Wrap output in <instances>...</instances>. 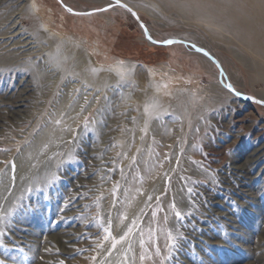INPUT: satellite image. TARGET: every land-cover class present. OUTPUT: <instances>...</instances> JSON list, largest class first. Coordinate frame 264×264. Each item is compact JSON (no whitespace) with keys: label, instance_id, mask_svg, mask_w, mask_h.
Here are the masks:
<instances>
[{"label":"rangeland","instance_id":"rangeland-1","mask_svg":"<svg viewBox=\"0 0 264 264\" xmlns=\"http://www.w3.org/2000/svg\"><path fill=\"white\" fill-rule=\"evenodd\" d=\"M126 1L151 38L206 50L236 91L264 98V58L203 1ZM111 4L0 0V264H122L127 246L109 256L104 227L119 237L137 217L135 264H264V107L192 47L99 11Z\"/></svg>","mask_w":264,"mask_h":264},{"label":"bare ground","instance_id":"bare-ground-1","mask_svg":"<svg viewBox=\"0 0 264 264\" xmlns=\"http://www.w3.org/2000/svg\"><path fill=\"white\" fill-rule=\"evenodd\" d=\"M121 1L124 2L125 4H127L126 0H121ZM201 1H203V3H205L204 6L206 8L204 7V9H206V11H208L207 13L208 14L211 13V15L209 14L210 15L209 17L208 16H206V17L211 19L212 23L217 22V24H219V25H224L227 30L231 31L232 34L234 33L236 35V38H238L240 40V42L247 45L248 47L251 48V50L253 52H255L257 55H260L264 58V18H255V17L252 18L249 16L246 17V15H245L246 12H248V14L255 13L256 16L260 15L261 13L264 14V3H262V0H259L257 2L256 6H253L251 8H247L246 5H245L246 7H242L239 5L240 3L237 4V3L233 2L232 0H201ZM235 1L237 2L238 0H235ZM187 3H189V2H187ZM199 3H201V2H199ZM32 4H33V2H32ZM127 5L130 7V4H127ZM185 5H186V3H185ZM191 6H194V5H191ZM131 8H132V6H131ZM203 13L204 12H202V14ZM205 15L206 14H204L203 16L205 17ZM217 20H220L223 24L218 23ZM236 22L239 23V25L236 24ZM120 66L121 65H116L115 67L120 68ZM152 76H154V75L152 74ZM259 99L264 100V98H262L260 96H259ZM156 170H158V169H156ZM129 201H130V199H129ZM127 207L128 206L126 204V208ZM127 213H128V211H127ZM136 251H137V249H136Z\"/></svg>","mask_w":264,"mask_h":264},{"label":"snow or ice","instance_id":"snow-or-ice-1","mask_svg":"<svg viewBox=\"0 0 264 264\" xmlns=\"http://www.w3.org/2000/svg\"><path fill=\"white\" fill-rule=\"evenodd\" d=\"M262 3H264V0H262ZM116 5H118L119 7H122V8H126L127 11L131 12L133 16H136V13L132 11L131 8H129L126 4H123L121 3V0H116ZM112 5H110L111 7ZM30 8L32 11H37V6L35 3H33L32 5H30ZM106 9H99V11H105ZM68 11H71V9H68ZM137 19H139V17H137ZM141 27H144L143 25H141ZM145 32L147 33V29H145ZM150 40H151V36L148 37ZM177 41H174V40H165L163 41L162 43L164 44H172V43H176ZM153 43H156V41H153ZM198 50H201L202 49H198ZM205 55H207V53H205ZM119 64H123L122 61L119 62ZM217 67L219 68L220 65L219 63H217ZM91 71L93 73H95L97 71V69L95 68H92ZM221 75H224V72H223V69H221V72H220ZM117 75L120 77L121 80L124 79V76H125V73L124 71L121 69V68H118L117 69ZM163 88H167L168 85L165 83L162 85ZM225 87L229 90V91H233L235 92V89L233 88L232 84L231 83H228V84H225ZM159 90V88H158ZM170 95V93H167ZM237 95H239V93H236ZM258 103H264V101H257ZM159 112V105L155 102H152V103H149V104H146L145 107H144V112L146 115H149L150 117L152 116L153 112ZM158 118V117H157ZM57 124L61 123L60 120H57L56 121ZM85 127H87V122L85 123ZM145 132H147V122L145 123V128L143 129ZM47 147V145H45V148ZM132 163L134 164L135 163V157L132 158ZM123 169H121V175L123 176ZM119 187V184L117 183L116 185L113 186V194H115V191L118 189ZM139 191V190H138ZM189 191H191V189H189ZM99 199V198H98ZM149 200L152 199L151 196L148 197ZM172 208L175 210V204L172 205ZM182 213L178 210L175 211V216L177 217V219H181L182 218ZM156 216V212H153V217ZM127 219V215L126 214H121V217H120V220H121V224L123 223L124 220ZM140 218L137 217V219L133 220L132 223L130 225L127 226L126 230L123 232L122 235H120L119 237L113 235V232H112V221L111 219L108 220V226L107 227H104V232H105V235L103 237V239L105 241H111V247L110 249L108 250V255L111 256L112 252L116 250L117 248V245H126L127 246V249L124 253V260L122 262V264H135V259L132 258V260L130 261L129 260V257L127 255L128 252H132L133 250V240L131 239V237L133 236V233H134V229H138L139 228V224L137 223V221L139 220ZM165 219H167L165 217ZM103 227V225H101ZM150 232H151V229H150ZM143 231L140 232V239H139V244H140V247L141 248H144L145 247V240L143 238ZM178 235H180L178 233ZM149 239H151V236L149 237ZM167 240L169 241V244H170V247H175L176 246V236L173 235V233L171 231H169L167 233ZM97 247L98 248H102L103 247V244L102 243H98L97 244ZM157 255L159 254V249L157 248ZM146 256L145 254H141L139 259L141 261L145 260ZM92 260H95L96 257L93 256L91 258ZM60 264H63V261L60 262Z\"/></svg>","mask_w":264,"mask_h":264},{"label":"water","instance_id":"water-1","mask_svg":"<svg viewBox=\"0 0 264 264\" xmlns=\"http://www.w3.org/2000/svg\"><path fill=\"white\" fill-rule=\"evenodd\" d=\"M110 1L112 2V4H111L112 6H111V7H119L118 5H116V0H110ZM121 3L125 4V3L122 2V1H121ZM126 5H127V4H126ZM127 6H128V5H127ZM111 7L109 6V7L105 8V9L107 10V9H110ZM128 7H129V6H128ZM121 8H122V7H121ZM129 8H131V7H129ZM123 9L127 10L126 8H123ZM131 9H132V8H131ZM132 11L136 13L135 10L132 9ZM128 12H129V11H128ZM91 13H92V12H91ZM130 14L132 15L131 12H130ZM132 16H133V15H132ZM133 17L137 20V22H138L140 25H143V26H144V27H142V28L144 29V32H145L146 27H145V25L143 24V22L141 21L140 18L137 19V17H139L138 14L136 13V16H133ZM145 34H146V38H147L152 44H154V45H158V46L166 47V46H171V45H174V44H183V45H186V46L192 47V48L195 50V52L204 55L205 57H207L208 59H210V60H211L216 66H217V63H219V61L216 60V58H214L209 52H207L206 50H203V49H202V51H201V50H198V49H201V48H198V47H196L194 44H191V43H189V42H186V41H183V40H180V39H171V40H174V41H177V42H176V43H172V44H164V43H162V42H157V41L154 40L153 38H151V40H150V39L148 38V37H149L148 30H147V33L145 32ZM153 41H156V43H153ZM205 53H207V55H205ZM219 65H220V63H219ZM218 69H219V71L221 72V69H222L221 65H220V67H219ZM222 76H224V78H225V84L230 83V82L228 81V79L226 78V75H225V74L222 75ZM221 82L223 83V79L221 80ZM225 84H224V86H225ZM225 88H226V87H225ZM233 88H234V87H233ZM226 89H227V88H226ZM227 91H229V90L227 89ZM229 92H230L231 94H233L235 97L239 98L240 100H242V101H244V102L252 103V104H256V105H260V106L264 107V103H258V102H257V101H262V100H260V99H258V98H255V97H252V96H249V95H246V94L240 93V92H238V91H236V90H235V92H233V91H229ZM236 93H239V95H237Z\"/></svg>","mask_w":264,"mask_h":264}]
</instances>
